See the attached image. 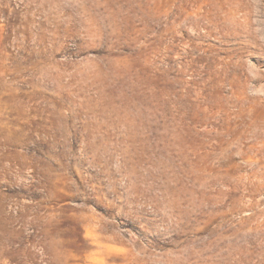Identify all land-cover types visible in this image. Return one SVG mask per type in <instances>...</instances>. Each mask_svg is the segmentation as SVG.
Returning <instances> with one entry per match:
<instances>
[{"label":"rangeland","instance_id":"1","mask_svg":"<svg viewBox=\"0 0 264 264\" xmlns=\"http://www.w3.org/2000/svg\"><path fill=\"white\" fill-rule=\"evenodd\" d=\"M0 264H264V0H0Z\"/></svg>","mask_w":264,"mask_h":264}]
</instances>
